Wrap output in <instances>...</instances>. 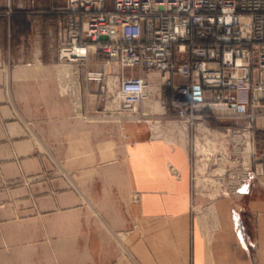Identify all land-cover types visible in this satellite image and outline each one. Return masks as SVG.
I'll use <instances>...</instances> for the list:
<instances>
[{
	"label": "crops",
	"instance_id": "0c3cea01",
	"mask_svg": "<svg viewBox=\"0 0 264 264\" xmlns=\"http://www.w3.org/2000/svg\"><path fill=\"white\" fill-rule=\"evenodd\" d=\"M64 4L65 0H0V264H264V176L249 173L253 144L243 152V165L247 162L249 169L237 178L242 191L224 200L222 230L206 237L200 235L204 217L197 219L198 231L193 224L191 143L195 136L198 159L197 136L209 140L216 135L219 140L205 125L211 109L198 111L195 120L202 121L194 128L195 120L191 124L181 119L148 120L149 128L127 129L125 161L118 152L111 162L98 161L103 165L98 172H59L55 162L38 150L40 138L16 113L8 85L14 77L26 76V67H33L34 76L50 74L47 65L56 60L58 28L67 16L61 10ZM89 59L83 66L69 63L62 69L72 84L78 77L79 108L70 92L78 117L100 113L80 109L82 67L84 95L96 96L87 76ZM99 71L107 73L106 66ZM172 81L190 83L178 75H172ZM63 86L59 85V96L66 94ZM166 89L171 101V88ZM157 90L151 83L141 102L142 116L163 111L152 110L149 102L160 99ZM199 91L203 101L213 95L204 88ZM244 111L255 116L251 126L260 150L257 170L264 157V110ZM189 113L194 115L193 110ZM246 113L238 121L249 123ZM115 118L116 124L123 121ZM184 122L185 136L184 130L180 132ZM107 143L101 140L102 146ZM199 164L197 160L202 174ZM120 165H125L124 171Z\"/></svg>",
	"mask_w": 264,
	"mask_h": 264
},
{
	"label": "built area",
	"instance_id": "2783aa9c",
	"mask_svg": "<svg viewBox=\"0 0 264 264\" xmlns=\"http://www.w3.org/2000/svg\"><path fill=\"white\" fill-rule=\"evenodd\" d=\"M61 10L67 16L58 28L59 59L83 66L102 56L104 66H115L117 82L107 95V102L117 100L109 110L115 117L139 120L151 83L160 93L171 88L172 110L191 124L198 116L189 111L201 107L240 127L245 108L264 110V0H65ZM172 75L190 83L174 84ZM87 76L100 82L106 72ZM195 86L213 95L196 101ZM245 115L243 130L253 141L255 116ZM255 175L264 176V157Z\"/></svg>",
	"mask_w": 264,
	"mask_h": 264
},
{
	"label": "rangeland",
	"instance_id": "374dc122",
	"mask_svg": "<svg viewBox=\"0 0 264 264\" xmlns=\"http://www.w3.org/2000/svg\"><path fill=\"white\" fill-rule=\"evenodd\" d=\"M90 72L100 70L104 65L102 56L96 59L95 56L89 57ZM69 64L67 61L59 59L56 53L55 62L47 65L50 74L46 77L34 76L32 66L26 67L28 74L23 77L13 78L9 86V99L18 116L28 123L31 134L39 137L38 150L46 153L52 159L59 172L66 174L82 173V172H98L102 168V164L98 161L111 162L115 159L117 153L121 159L126 157V132L133 126H146V121H181L176 117L175 111L172 110L169 100V91L166 87H162L159 97L163 103V111L161 113H152L141 116L139 122L137 119L124 117L120 124L114 123L115 115L110 112L107 95H110L107 80L109 76H115V66L107 65L106 76L103 77L101 86L96 85L94 81L90 82V87L96 90V96L84 95L82 90V81L85 77V69L79 70L80 79V98L81 111L83 109H95L100 113H89L88 116H76L73 102L70 100V92L72 82L68 75L63 72L64 65ZM45 66V65H42ZM86 70V71H88ZM74 71V68L71 69ZM150 77L161 83V78L157 74H150ZM67 86L66 94L59 96L57 94L59 85ZM155 85V84H154ZM156 87H159L158 84ZM71 88V89H70ZM93 90V89H91ZM89 90V94L93 91ZM142 103L138 106V112H142ZM204 108H196L193 110L194 115ZM220 111L211 110L204 118L210 129L217 133L221 144L215 145L210 154L205 159L206 166L203 173L200 174L196 167L197 156L194 150V138L191 143L192 160H193V202H192V218L193 224L197 228V219L202 216L203 224L200 235L209 237L217 235L223 228L226 214L223 211V203L225 198L235 194L236 191H242L239 186L240 181L237 179L242 175L241 164L243 165V156L240 153L243 147L242 133L243 121H237L242 126H237L227 116H220ZM202 121L195 120L192 125L196 127V123ZM231 127V131L227 132L226 128ZM190 128V127H189ZM187 128V129H189ZM40 131L41 135L38 136ZM194 134L197 133L193 129ZM253 133V132H252ZM253 149L251 154V164L249 173H255V168L259 165V147L256 144L255 134L253 133ZM124 137V138H123ZM217 138L214 135L213 138ZM101 140H107L108 143L103 145ZM116 141H119L118 145ZM118 146V147H116ZM226 148V151L222 147ZM117 148V149H116ZM129 148V146H128ZM226 152V153H225ZM105 162V163H106ZM244 166V165H243ZM248 166V167H249ZM124 171L125 165H120ZM200 177V179H197ZM198 184V190L195 184ZM261 186L257 180L254 181ZM261 188V187H260ZM249 235H252V229L248 227ZM199 235V234H197Z\"/></svg>",
	"mask_w": 264,
	"mask_h": 264
},
{
	"label": "bare ground",
	"instance_id": "6f19581e",
	"mask_svg": "<svg viewBox=\"0 0 264 264\" xmlns=\"http://www.w3.org/2000/svg\"><path fill=\"white\" fill-rule=\"evenodd\" d=\"M66 73H68V72H66ZM74 74H72V75H74ZM67 75H69V74H67ZM73 81H74V84L72 86V89L71 88L70 89H71L72 95L75 98V103H76L77 107L79 108V92H78L79 80H78V77L76 76V78ZM116 82H117L116 76H109L108 77L107 86H108L109 93L113 92L114 86L116 85ZM150 85H149V87H150ZM149 87H148L147 92H149ZM61 91L62 92H66L67 91V87L63 86ZM150 94H151L150 96L152 97V92ZM147 97H148V93L145 96V98L143 99V101L145 99H147ZM149 102H151L154 105V108L152 110H161L162 107H163V103H162V101H160V99H157V100L155 99V100H152V101H149ZM116 104H117V100L115 98V99H113L112 101L109 102L108 106H110V108H114L116 106ZM185 126H186V123L184 122L183 128H181V130H180V132H183V130H184V136H185V128H186ZM241 135H242L241 137H242V144H243V147H242V150H241V154L243 156V152L246 150V148L251 147L253 142H252L251 134L248 131H245ZM219 143H221V142L217 138L208 140V139H206L204 137H200V136L196 137V139H195L196 151H197L198 155H200V157L198 159L199 162H200V164L198 165V168H200V169H204L205 168V166L207 165L205 159L210 154V152L212 150L211 148H213L214 145H217ZM207 160H208V158H207ZM244 164H245L244 165V170H248L250 168V167L248 168V163L246 162Z\"/></svg>",
	"mask_w": 264,
	"mask_h": 264
},
{
	"label": "water",
	"instance_id": "95a60500",
	"mask_svg": "<svg viewBox=\"0 0 264 264\" xmlns=\"http://www.w3.org/2000/svg\"><path fill=\"white\" fill-rule=\"evenodd\" d=\"M199 93H200L199 87L195 86L194 87V99L197 100V101L201 99L200 96H199Z\"/></svg>",
	"mask_w": 264,
	"mask_h": 264
}]
</instances>
